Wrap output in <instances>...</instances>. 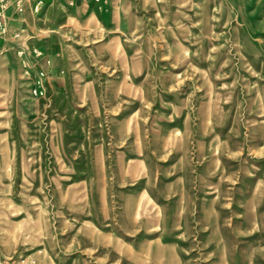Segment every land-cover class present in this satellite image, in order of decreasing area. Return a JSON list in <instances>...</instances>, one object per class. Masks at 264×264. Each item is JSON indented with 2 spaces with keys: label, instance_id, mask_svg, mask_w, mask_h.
<instances>
[{
  "label": "rangeland",
  "instance_id": "rangeland-1",
  "mask_svg": "<svg viewBox=\"0 0 264 264\" xmlns=\"http://www.w3.org/2000/svg\"><path fill=\"white\" fill-rule=\"evenodd\" d=\"M7 14L0 264H264V0Z\"/></svg>",
  "mask_w": 264,
  "mask_h": 264
},
{
  "label": "built area",
  "instance_id": "built-area-1",
  "mask_svg": "<svg viewBox=\"0 0 264 264\" xmlns=\"http://www.w3.org/2000/svg\"><path fill=\"white\" fill-rule=\"evenodd\" d=\"M40 2L41 0H0V38H3L6 32L9 8L14 13L21 14L27 4H32V7L36 10Z\"/></svg>",
  "mask_w": 264,
  "mask_h": 264
},
{
  "label": "crops",
  "instance_id": "crops-1",
  "mask_svg": "<svg viewBox=\"0 0 264 264\" xmlns=\"http://www.w3.org/2000/svg\"><path fill=\"white\" fill-rule=\"evenodd\" d=\"M29 5H30V4H27V5L25 6V9H26ZM3 38H4V37H3ZM3 38H0V43H2V39H3ZM1 47H2V49H1ZM3 50L6 51L4 45H2V46L0 45V52H3Z\"/></svg>",
  "mask_w": 264,
  "mask_h": 264
}]
</instances>
